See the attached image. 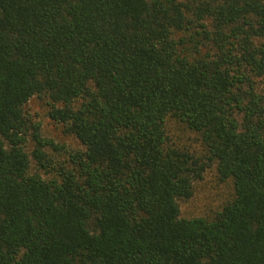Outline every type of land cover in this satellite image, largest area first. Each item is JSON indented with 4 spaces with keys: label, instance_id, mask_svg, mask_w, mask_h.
I'll return each mask as SVG.
<instances>
[{
    "label": "trees",
    "instance_id": "1",
    "mask_svg": "<svg viewBox=\"0 0 264 264\" xmlns=\"http://www.w3.org/2000/svg\"><path fill=\"white\" fill-rule=\"evenodd\" d=\"M0 264H264V0H0Z\"/></svg>",
    "mask_w": 264,
    "mask_h": 264
},
{
    "label": "rangeland",
    "instance_id": "2",
    "mask_svg": "<svg viewBox=\"0 0 264 264\" xmlns=\"http://www.w3.org/2000/svg\"><path fill=\"white\" fill-rule=\"evenodd\" d=\"M25 112L30 120L40 124L41 135L44 138L50 139L54 144L62 147L60 152L49 150V153L57 159H64V151L80 147L73 137L64 133L62 126L48 117V107L45 99L41 97L31 98L25 106ZM168 128L170 136L174 139L178 140L179 138L186 141L188 134L180 126L170 122ZM32 149L33 143L31 139H28L26 150L30 152ZM231 196L230 182H219L214 171L209 170L202 180L195 183L192 197L179 202L181 215L183 217L209 216Z\"/></svg>",
    "mask_w": 264,
    "mask_h": 264
}]
</instances>
